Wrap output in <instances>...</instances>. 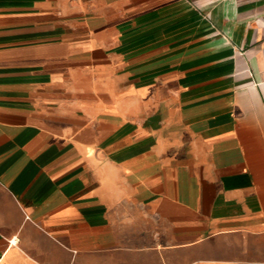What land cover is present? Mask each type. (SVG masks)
<instances>
[{"label":"crops","instance_id":"crops-1","mask_svg":"<svg viewBox=\"0 0 264 264\" xmlns=\"http://www.w3.org/2000/svg\"><path fill=\"white\" fill-rule=\"evenodd\" d=\"M0 264H264V0H0Z\"/></svg>","mask_w":264,"mask_h":264}]
</instances>
